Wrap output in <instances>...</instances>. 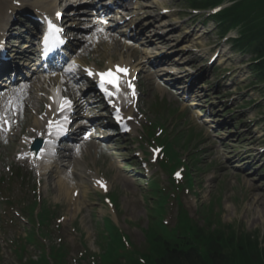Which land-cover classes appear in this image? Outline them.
<instances>
[{"label":"rangeland","instance_id":"374dc122","mask_svg":"<svg viewBox=\"0 0 264 264\" xmlns=\"http://www.w3.org/2000/svg\"><path fill=\"white\" fill-rule=\"evenodd\" d=\"M229 48L230 46L227 45L225 51L227 52L228 49V52H231ZM106 57L115 59L117 54L112 51L111 54ZM103 58L104 56L98 57L99 65L103 64ZM206 58L207 56L204 60ZM228 58L230 62L227 61L225 66H229L230 64L233 66L236 64L240 69H236L234 72L236 79L230 77V80H226L222 84L227 85L234 81H243V84H247L246 78L249 76V71L246 67L239 66V63H241L242 60L245 61L246 58L235 54L228 55ZM212 73L215 74V72ZM149 77V75H143L144 97L141 102L143 104V112H147V117L153 122L166 124L170 132V137L168 135V138L172 137L173 139L174 135H176L175 133L181 134H179L180 146L177 147V151L183 156V159H187L189 164H192L193 161L190 157L198 155L195 157L198 159L197 162H199L198 167L197 165H195V167L192 165L191 168L196 184L194 191L197 194V210L195 206L192 207L195 201L192 196H183L182 198L189 210L192 220L198 225H203L204 219L198 214V210L201 206L204 204L206 205L212 201L213 198L219 196L221 198V205L219 206L216 204L213 210L215 209V213L219 214L222 223L232 225L239 232L256 234L259 241L264 244V173L261 171L262 169L258 170L259 165L257 164L255 166L252 158L244 163H236L233 161L240 159L241 155L245 153L242 147L244 141L235 140L236 133H238L239 130L232 129L230 125V116L225 115V112L221 113L225 110V107H221L222 104H219L216 99L212 98L207 99V101L206 98L203 99L206 101L204 104L195 101L190 102L179 96L178 93H173L170 88L162 84L160 78L152 76L148 81L147 79ZM157 84L165 91L161 92ZM209 84L210 83H205L203 85L204 90H208L207 86H211ZM252 91L254 97H256L255 99L263 105L264 97H261L259 94L260 89L257 88ZM204 94L205 93L202 95ZM163 101H167L171 111L175 109L173 112L179 110L180 113L172 116L170 114L172 112L169 111L170 113L166 114L160 106V104H163ZM218 105L219 109L217 110L220 113L214 110ZM200 106L202 110L213 112L214 118L202 117L205 113L200 109ZM259 109L262 108L259 107ZM183 112L186 113L185 119L181 118V113ZM196 114H198L199 117H197ZM253 116L256 117L255 115ZM211 121H215V123L212 124ZM219 121H224L225 124L220 131H215V126ZM190 124L195 126L192 129L193 131H189L191 128ZM261 127L260 125V128ZM224 142L229 147L226 151L219 147V144L223 145ZM95 143L96 145L102 144L101 142ZM182 144L187 145L185 150H182L184 149L183 146H181ZM92 150L93 160L97 161V164L102 166L106 178L109 180L112 194H116L118 197V227L122 228L127 235L132 238L134 243L141 245L144 242L142 231L148 224L149 215L146 209L148 208L150 200L145 204L142 197L144 194L146 195V193L141 190L142 188L140 186L134 185V182H132V180L135 179V183H140L137 180L139 178H134V176H132L134 173L133 168L135 171L138 169L135 166L132 168L125 165V163H127L125 158H127L128 155L124 153V151H121L123 156L120 155V157L116 159H110L108 157L110 151L100 148H98L97 151L95 148H92ZM0 152L3 159L8 161L9 153L6 151V147L0 148ZM225 152L228 153L225 154ZM226 156H231L230 160H233L227 163L228 159L225 158ZM251 165H254L253 169ZM196 168H200V171L198 172ZM54 196L55 193L53 191L49 193L50 202H53ZM253 199L255 202H253ZM60 200L65 202L64 198H60ZM82 202V212L78 217V221L82 232L86 234V244L93 252L98 251V244L94 238L96 231L95 223L97 220L99 221L101 216L109 215L103 208V213L101 214L98 207L101 202L98 198L85 197ZM90 202L94 203L89 205ZM51 242L55 244L58 243L56 238L51 240ZM82 264H88V261H83Z\"/></svg>","mask_w":264,"mask_h":264},{"label":"trees","instance_id":"16d2710c","mask_svg":"<svg viewBox=\"0 0 264 264\" xmlns=\"http://www.w3.org/2000/svg\"><path fill=\"white\" fill-rule=\"evenodd\" d=\"M232 16H228V19H231ZM240 21L239 17H233V24H236ZM264 34V33H263ZM260 47L264 48V39L260 44ZM262 49V48H261ZM264 52V51H263ZM261 52V53H263ZM209 240L208 238H204ZM191 240V239H186ZM185 241L182 245V248L172 249L164 246L162 250H156L157 255L161 258L166 255V258L171 260L173 264H261L256 259L258 254L254 253V250L246 249L244 252H237L236 255L226 256L218 249L215 243L211 242L207 247L205 246V251L200 254L198 257L195 248L185 249L184 247L188 245H193L197 242L194 238L192 241ZM198 243V242H197ZM185 244V245H184ZM204 247V245H202ZM195 252V253H194ZM253 253V254H251Z\"/></svg>","mask_w":264,"mask_h":264},{"label":"bare ground","instance_id":"6f19581e","mask_svg":"<svg viewBox=\"0 0 264 264\" xmlns=\"http://www.w3.org/2000/svg\"><path fill=\"white\" fill-rule=\"evenodd\" d=\"M61 1L62 0H23V4L24 3L25 4H29L30 3L32 6H35L39 10H47V9H54V7L56 6V4L58 2H61ZM4 7H5L4 1L3 0H0V11ZM107 60H108V63L109 64H113V65L114 64H120L121 65V64H124V63H128L129 62L127 60L124 62L122 59H120V63L119 62L114 63L112 61V59H110V58L107 59ZM50 169L51 170L53 169L55 174H58L59 173L58 172L59 167H58L56 161H54L53 163H51L47 167H45L44 172L50 171ZM62 178H63V176L62 175H59L58 180H57L58 191H60V192H58L59 194H61L62 192H66V191H67L66 193H68V191L73 190V189H70V187H69V183H70L69 180L66 177H64L63 179Z\"/></svg>","mask_w":264,"mask_h":264},{"label":"snow or ice","instance_id":"6c2138e0","mask_svg":"<svg viewBox=\"0 0 264 264\" xmlns=\"http://www.w3.org/2000/svg\"><path fill=\"white\" fill-rule=\"evenodd\" d=\"M123 71H126V70H123ZM104 75H111V74H110V73H108V74H101L102 77H103ZM109 82L112 83L113 86H116V81H115L114 79H113V80H110ZM176 175H177V177H179V173H177ZM97 183H99V184H101V186H103L102 182L97 181Z\"/></svg>","mask_w":264,"mask_h":264}]
</instances>
